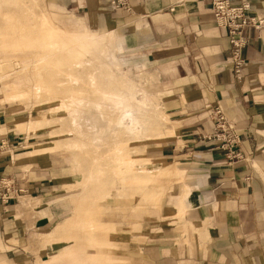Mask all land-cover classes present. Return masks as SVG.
<instances>
[{
	"label": "crops",
	"instance_id": "obj_1",
	"mask_svg": "<svg viewBox=\"0 0 264 264\" xmlns=\"http://www.w3.org/2000/svg\"><path fill=\"white\" fill-rule=\"evenodd\" d=\"M46 1L51 4L52 13H57L59 25L52 21L42 0L46 10L40 8L38 11L33 7L41 12L42 18H27L26 26L41 27V34L43 28L64 31L62 27L66 26L67 18L60 5L72 8L82 13L85 21L73 14L77 20L89 25L95 34L109 37L107 39L112 41L109 54L112 61L116 59L117 68L124 77L130 80L128 72L123 70L125 38L127 50L131 53L129 57H136L145 67L143 74L153 79L151 88L155 89V101L145 96L146 92L139 87L133 91L120 89L122 100L135 98L137 105L151 118L166 119L160 133H169L170 136L160 141L158 149L162 155L159 160L167 161L171 166L164 168V178L154 172V199L160 205L161 186L180 175L181 179L175 182L176 190L173 189L174 197L164 201L166 210L163 209L177 217L185 214L199 232L187 236V242L176 240L152 244L148 248L143 244L137 250L139 262L264 264V27L248 28L250 43L244 50L247 67L244 77L238 79L232 68L228 29L217 24L214 11L205 0H128L130 9L113 6L111 0ZM248 1L252 4V14L264 16V0ZM2 6L6 11L7 7ZM172 6L174 10H171ZM20 22L14 19L9 24L16 28L15 34H10V44L19 42L17 27ZM41 34L36 33L37 40L44 37ZM26 36L30 41L34 38L32 32L21 38ZM94 45L97 47L98 43ZM42 49L45 56L44 47ZM9 59L12 62V58ZM111 69L113 71L114 67ZM78 71L74 70V74L89 72L86 69ZM89 73L98 74L100 71ZM104 73L107 81V71ZM7 82L2 90L8 99H14L9 95L11 88ZM6 104L2 106L0 95V255L6 256L0 258V264H38L30 248H35L40 239L43 247L53 245L46 243L50 242L47 237L50 232L46 231L54 219L50 203L43 200L49 184L46 181L48 174L40 176L43 168H37L38 161L17 159L19 154H23L22 158L25 156L29 136L10 131L14 126L11 119L15 116ZM217 104L224 108L238 129L241 135L239 150L244 158L229 160L211 142L202 138L213 130L212 111ZM131 117L128 112L121 116L125 123L122 124L121 144L126 157L129 152L124 149L129 145ZM133 121L137 123L140 139L144 136L141 131L148 127V123L138 110ZM23 123L19 122L18 128ZM104 123L107 138L113 132V123L109 119H104ZM3 126L5 133L1 132ZM65 140L58 147L41 151L70 150L65 148ZM39 146L27 153L30 158L39 155L38 151L34 152ZM143 157L147 158L144 154ZM122 164L130 170V161ZM141 171L152 170H139V173ZM144 191L140 192L145 197ZM111 225L113 230L119 227ZM200 234L205 237L200 238ZM109 244L114 241L108 239ZM151 247L156 253H151ZM53 248L55 252L56 247ZM50 257L51 253L47 260L40 257L39 263L70 264L67 257ZM72 259L77 264H97L96 258ZM122 260V256L108 253L105 264H122Z\"/></svg>",
	"mask_w": 264,
	"mask_h": 264
},
{
	"label": "rangeland",
	"instance_id": "obj_2",
	"mask_svg": "<svg viewBox=\"0 0 264 264\" xmlns=\"http://www.w3.org/2000/svg\"><path fill=\"white\" fill-rule=\"evenodd\" d=\"M43 1L52 21L59 25L57 13L50 10L51 4ZM111 3L124 7L114 4L113 0ZM2 4L7 7L6 11ZM60 6L64 8L67 18L66 26H60L64 31L59 28L58 32L51 28L47 31V28H43L41 34V27H28L25 21L27 18H42L41 12L38 13L40 8L45 9L42 0H0V77L8 75L10 78L0 79L2 106L5 107L7 103L6 107L13 110L11 112L15 116L11 119L14 126L10 131L29 136L25 156L22 158L23 154L18 153L17 159L38 161L37 168H43L40 176L48 174L46 181L49 184L48 189L44 190L43 200L50 203L54 213L53 223L46 231L50 232L47 235L50 242H46L45 238L46 243L53 245L43 247L40 239L39 244L30 251L38 264L39 258L47 260L49 253L51 259L67 257L70 264H77L72 258H96L97 264H105L108 253L122 256V264H142L137 251L141 245L146 244L148 248L152 244L176 240L187 242V236L199 232L185 214L177 217L169 210L164 211V201L174 197L175 182L181 179L180 175L165 184L167 188L161 186L163 194L159 197L162 200L160 205L154 199V172L164 178V168L171 166L169 162L159 160L162 155L158 149L160 141L170 136L169 133H160L166 119L151 118L137 105L135 98L122 100L120 89L133 91L139 87L144 89L145 96L155 101V89L151 88L153 79L143 74L145 67L136 57H129L131 53L127 50L123 35L119 33L124 38L125 47L123 70L128 72L130 80L120 73L116 59L112 61L109 54L112 41L107 39L109 37L95 34L87 23L90 28L77 20L76 16L83 19L82 13ZM14 19L21 21L17 27L20 38L16 44L15 41L10 44V34L14 35L16 28H11L9 24ZM31 32L34 36L32 41L27 36L21 38ZM36 33L44 37L37 40ZM95 42L98 43L97 47ZM43 47L45 56L42 55ZM9 58H12V62ZM111 67H114L113 71ZM84 69L100 73L74 74V70L81 72ZM6 82L11 88L9 95L14 99H8L2 90ZM115 94L120 95V100L113 98ZM74 105L82 114L71 112ZM137 110L148 123V127L141 131L144 136L140 139L137 123L133 121ZM127 112L133 116L129 118V145L124 149L129 152L128 157L123 154L121 144L122 124L125 125L121 116ZM104 119L113 123L112 136L107 138ZM19 122H25L19 126L21 129L17 126ZM1 132H6L4 126ZM99 137L101 142L98 143ZM61 139H66L64 146L70 150L41 151L47 147H58ZM36 146L39 147L34 152L38 151L39 155L30 158L27 153ZM129 161L130 170L122 164ZM139 170L152 171L139 173ZM140 191L145 192V197ZM111 224L119 226L118 229L113 230ZM199 237L203 239L205 236L200 234ZM108 239L114 244L108 245ZM53 247H56L55 252ZM152 249L154 251L151 253H156ZM0 258L6 256L2 254Z\"/></svg>",
	"mask_w": 264,
	"mask_h": 264
},
{
	"label": "built area",
	"instance_id": "obj_3",
	"mask_svg": "<svg viewBox=\"0 0 264 264\" xmlns=\"http://www.w3.org/2000/svg\"><path fill=\"white\" fill-rule=\"evenodd\" d=\"M205 1L214 11L217 24L228 29L232 68L236 77L241 79L244 77L247 67L244 50L250 43L247 30L251 27L263 28L264 16L252 14V4L248 0H241L240 3H235L233 0ZM113 3L127 9L131 8L128 0H113ZM171 10H174V6L171 7ZM212 120L214 123L212 132L203 135L202 138L211 142L213 147L219 150L225 158L229 160L241 159L243 156L239 150L241 135L220 104L213 107Z\"/></svg>",
	"mask_w": 264,
	"mask_h": 264
},
{
	"label": "bare ground",
	"instance_id": "obj_4",
	"mask_svg": "<svg viewBox=\"0 0 264 264\" xmlns=\"http://www.w3.org/2000/svg\"><path fill=\"white\" fill-rule=\"evenodd\" d=\"M41 66H42V65H40V67H41ZM0 79H1V80H4V79L6 80V79H10V78H9L8 75H3L2 77H0ZM36 81H37V79H36ZM41 81H42V80H41ZM113 98H114L115 100L118 101V100H120V95L115 94V95H113ZM72 108L74 109L73 111H71V112H73V114H78V113H81V114H82V112H79L77 106L74 105V106L71 107V109H72ZM83 112H84V111H83ZM85 112H86V111H85ZM104 126H106L105 123H104ZM74 140L77 141L78 139H76L75 136H74ZM98 141L101 142V138H100V137L97 138V142H98ZM99 142H98V143H99ZM80 144H81V143H76V145H80Z\"/></svg>",
	"mask_w": 264,
	"mask_h": 264
}]
</instances>
